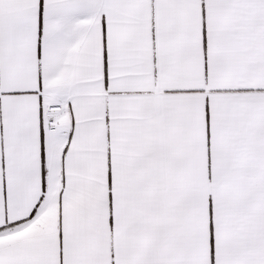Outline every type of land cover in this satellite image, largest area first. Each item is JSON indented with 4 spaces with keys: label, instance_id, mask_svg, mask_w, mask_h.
<instances>
[{
    "label": "crops",
    "instance_id": "crops-1",
    "mask_svg": "<svg viewBox=\"0 0 264 264\" xmlns=\"http://www.w3.org/2000/svg\"><path fill=\"white\" fill-rule=\"evenodd\" d=\"M0 264H264V0H0Z\"/></svg>",
    "mask_w": 264,
    "mask_h": 264
},
{
    "label": "built area",
    "instance_id": "built-area-1",
    "mask_svg": "<svg viewBox=\"0 0 264 264\" xmlns=\"http://www.w3.org/2000/svg\"><path fill=\"white\" fill-rule=\"evenodd\" d=\"M64 111L63 102H53L46 105L45 113L47 123L50 127H53L58 122V114Z\"/></svg>",
    "mask_w": 264,
    "mask_h": 264
},
{
    "label": "rangeland",
    "instance_id": "rangeland-1",
    "mask_svg": "<svg viewBox=\"0 0 264 264\" xmlns=\"http://www.w3.org/2000/svg\"><path fill=\"white\" fill-rule=\"evenodd\" d=\"M211 186L212 184L207 182H200L199 184L201 210L204 208V203L207 206V210H208V204H210ZM206 241H207V236L201 239V245L204 246L206 244Z\"/></svg>",
    "mask_w": 264,
    "mask_h": 264
}]
</instances>
